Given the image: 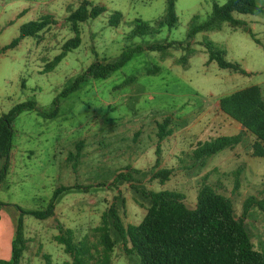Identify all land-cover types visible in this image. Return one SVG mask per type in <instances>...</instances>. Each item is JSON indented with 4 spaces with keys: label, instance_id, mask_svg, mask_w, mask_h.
<instances>
[{
    "label": "rangeland",
    "instance_id": "rangeland-1",
    "mask_svg": "<svg viewBox=\"0 0 264 264\" xmlns=\"http://www.w3.org/2000/svg\"><path fill=\"white\" fill-rule=\"evenodd\" d=\"M81 1L0 0V47L17 36L19 25L28 20L49 14L55 21L36 37H25L0 53V115L27 99L51 111L56 95L96 58L113 60L135 44L173 43L164 50L134 53L106 78H88L78 90L59 97L58 113L52 118L30 110L14 119L9 168L0 183L2 261L11 258L20 215L14 205L44 210L61 185L77 187L58 197L52 216L23 215L24 249L19 264L69 262L70 256L54 240L59 226L69 228L75 241L84 239L91 254L85 264H97L101 245L96 227L101 214L114 202L124 225L138 223L148 205L137 191L141 188L181 192L186 205L193 207L205 182L232 200L237 217L244 199L264 190V157L251 155L250 133L208 157L194 160L192 156L198 143L239 132L237 123H230L218 110L221 96L250 85L264 90V0H255L259 10L254 14H233L253 37L242 27L222 22L217 29L198 32L192 38L187 37L189 26L206 20L213 3L221 5L226 0H173L176 25L137 37L129 33L135 19L156 26L166 12L167 0H90L106 10L78 24L79 46L48 70L46 66L62 44L74 36L66 16ZM113 10L122 14L116 26L107 22ZM207 42L248 74L209 61ZM166 116L171 133L158 141L157 124ZM161 168L170 169L163 183L153 178ZM127 171L131 183L114 181L119 172ZM243 219L254 249L264 250V213L251 206ZM109 264L138 261L116 242Z\"/></svg>",
    "mask_w": 264,
    "mask_h": 264
},
{
    "label": "trees",
    "instance_id": "trees-1",
    "mask_svg": "<svg viewBox=\"0 0 264 264\" xmlns=\"http://www.w3.org/2000/svg\"><path fill=\"white\" fill-rule=\"evenodd\" d=\"M104 10V6L94 5L89 0H82L66 16L74 36L62 44L61 51L53 57L46 69L54 68L66 52L79 46L81 37L78 24L97 17ZM258 10L259 6L255 0H226L221 5L213 3L206 20L189 26L187 37L192 38L198 32L217 29L222 22H227L232 27H242L253 37L242 20L236 19L233 14H254ZM193 18H196V15ZM120 19V12L114 11L110 13L107 22L111 26H116ZM54 22L53 17L47 14L20 24L17 36L0 47V53L13 48L25 37H36L39 32ZM176 22L174 2L167 0L166 12L163 17L156 20V26L144 20L135 19L129 32L130 37L156 33L164 26L174 27ZM254 39L258 42L256 38ZM172 43L146 46L135 44L123 49L113 60L104 57L96 58L56 95L53 99L55 107L51 111L38 107L34 99H27L16 103L7 112L2 113L0 115V183L5 180L9 168L13 122L21 112L35 110L43 118H52L58 113L59 97H65L78 90L88 78H106L120 69L134 53L145 49L164 50ZM205 49L208 52V60L215 61L219 68L243 75L248 74L236 61L225 60L222 52L212 43H205ZM153 69L149 71H154ZM217 108L244 127L235 135H221L198 143L192 151L193 159L199 160L226 147L234 146L240 142L241 136L246 132L253 137L251 155L264 157V98L260 87L250 85L223 95L217 101ZM169 119L166 116L162 122L157 124L158 141L171 133L168 128ZM158 148L159 144L156 147L157 154H159ZM158 164L157 157L154 166ZM125 168L129 169L130 166ZM169 173V168L157 169L153 173V178L157 177L159 182L163 183ZM131 178L128 171L119 172L114 181L122 180L131 183ZM237 181L234 189L238 187ZM74 187L77 186L56 187L44 210H24L14 205L20 215L15 224L14 238L11 243V258L8 261L0 260V264H19L24 249L23 215L30 214L38 219L52 216L58 197ZM137 191L148 201L145 213L138 223L124 225L114 202L101 214V223L96 227L101 245V252L96 258L97 264H109L116 242L122 245L126 254L133 255L138 264H264V250L254 249L243 219L251 206H256L264 213V190L258 196L249 195L244 199L242 214L239 217L234 213L232 200L205 182L197 191L193 207H188L184 202V194L175 190L152 191L141 188ZM3 204L0 201V206ZM59 231L54 236V240L63 246L65 253L71 258L64 264L87 263L91 254L85 240L75 241L69 228L63 229L59 226Z\"/></svg>",
    "mask_w": 264,
    "mask_h": 264
},
{
    "label": "crops",
    "instance_id": "crops-1",
    "mask_svg": "<svg viewBox=\"0 0 264 264\" xmlns=\"http://www.w3.org/2000/svg\"><path fill=\"white\" fill-rule=\"evenodd\" d=\"M90 1V0H89ZM91 2V1H90ZM174 2V1H173ZM92 3V2H91ZM93 4V3H92ZM95 5V4H94ZM101 6H103V5H101ZM104 8H105V6H104ZM105 10H106V8H105ZM104 10V11H105ZM114 11H117V10H113L112 12H114ZM118 12H120V11H118ZM120 14H121V12H120ZM121 16H122V14H121ZM136 19H140V18H136ZM142 20V19H141ZM260 87V86H259ZM260 89H261V92H262V96H263V98H264V90L260 87ZM230 119V123H237V122H235L234 120H232L231 118H229ZM237 127L239 128V130H242L243 129V127H241V125L240 124H238L237 123ZM238 130V131H239ZM248 133V132H247ZM252 136V135H251ZM10 152H11V150H10Z\"/></svg>",
    "mask_w": 264,
    "mask_h": 264
},
{
    "label": "water",
    "instance_id": "water-1",
    "mask_svg": "<svg viewBox=\"0 0 264 264\" xmlns=\"http://www.w3.org/2000/svg\"><path fill=\"white\" fill-rule=\"evenodd\" d=\"M241 127H244L243 125H241Z\"/></svg>",
    "mask_w": 264,
    "mask_h": 264
}]
</instances>
